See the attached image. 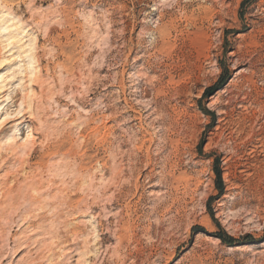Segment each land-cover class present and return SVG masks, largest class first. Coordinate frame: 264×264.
Here are the masks:
<instances>
[{
	"label": "rangeland",
	"instance_id": "1",
	"mask_svg": "<svg viewBox=\"0 0 264 264\" xmlns=\"http://www.w3.org/2000/svg\"><path fill=\"white\" fill-rule=\"evenodd\" d=\"M0 147V264H264V0H0Z\"/></svg>",
	"mask_w": 264,
	"mask_h": 264
},
{
	"label": "bare ground",
	"instance_id": "2",
	"mask_svg": "<svg viewBox=\"0 0 264 264\" xmlns=\"http://www.w3.org/2000/svg\"><path fill=\"white\" fill-rule=\"evenodd\" d=\"M21 24H22V22H21ZM31 42V41H30ZM26 55V54H25ZM33 128V127H32ZM33 130V129H32ZM32 130H30V132H32ZM38 130V129H37ZM51 134V133H50ZM40 135H42V134H40ZM32 143V142H31ZM28 144H29V141H25L24 143H22L20 146H18V144H14V138L13 139H8L6 142H5V144L3 145V146H5L6 148H8V147H10V150L12 151V150H15L16 148L14 147V146H18V148H20V149H22V148H26V147H28ZM32 145H35V144H33L32 143ZM36 145H38V144H36ZM42 145V144H41ZM14 147V148H13ZM30 147V146H29ZM28 147V148H29ZM1 148V147H0ZM35 148V147H34ZM2 149V148H1ZM3 149H5V148H3ZM32 149H33V147H32ZM21 151H23V149L21 150ZM20 152V151H19ZM24 152V151H23ZM42 152V151H41ZM11 153V152H10ZM1 154V153H0ZM59 154V153H58ZM1 157V156H0ZM28 162V161H27ZM21 163H23V162H21ZM26 164V163H25ZM28 164V163H27ZM39 165V164H38ZM41 166V165H40ZM23 167V166H22ZM51 167V166H50ZM60 167V166H59ZM43 169H44V166L42 167ZM48 168V167H47ZM46 168V169H47ZM52 169H53V166H52ZM47 170H49V169H47ZM47 170H46V172H47ZM60 169H58V171H59ZM62 170V169H61ZM40 171V170H39ZM43 172H44V170H43ZM52 172V171H51ZM48 173V172H47ZM50 175V174H49ZM41 176H43V174L41 173V174H39V172L34 176V178L36 177H40L41 178ZM2 185H4L5 186V189H4V195H5V197H10L11 198V196L12 195H14L15 193H16V191H15V188H12V187H10L9 186V183H8V181H3L2 182ZM40 183H34V185H33V190H37L40 186ZM39 186V187H38ZM1 188V187H0ZM38 191V190H37ZM3 193V192H2ZM59 195L60 194H58V195H54L52 198L53 199H55V200H59L60 199V197H59ZM48 197H51L50 195H48ZM14 199L15 198H11L9 201V207H15L16 205H18L15 201H14ZM42 199H45L44 197L42 198ZM25 200L26 201H29L30 202V205L31 204H34L35 202H38V203H40L41 201H43V200H39V199H33L32 197H30V198H25ZM61 200V199H60ZM62 201V200H61ZM61 201L60 202H58L59 204L61 203ZM55 202V201H54ZM42 203V202H41ZM47 203V202H46ZM49 204V203H48ZM64 204V203H63ZM51 205V204H50ZM58 205V204H57ZM1 206V205H0ZM53 206V205H52ZM61 206V205H60ZM88 246H90V245H88ZM87 249V248H86ZM90 249V248H89ZM16 251V250H15ZM20 251V250H19ZM21 253V252H20ZM20 253L19 254H16L15 253V255H14V257L13 258H17L19 255H20ZM93 253V252H92ZM85 255V254H84ZM86 256V255H85ZM84 257V256H83ZM88 257V256H87ZM19 260V259H18ZM82 260V259H81ZM21 261V260H20ZM86 262V261H85ZM83 264H84V262H82ZM87 263V262H86ZM79 264H81L80 262H79Z\"/></svg>",
	"mask_w": 264,
	"mask_h": 264
}]
</instances>
